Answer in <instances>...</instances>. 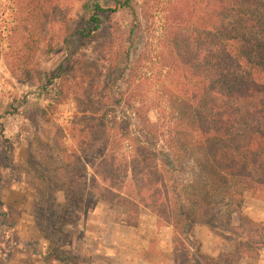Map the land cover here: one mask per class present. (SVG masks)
Masks as SVG:
<instances>
[{
  "label": "rangeland",
  "instance_id": "obj_1",
  "mask_svg": "<svg viewBox=\"0 0 264 264\" xmlns=\"http://www.w3.org/2000/svg\"><path fill=\"white\" fill-rule=\"evenodd\" d=\"M124 1L0 0V264H127L129 222L140 219L147 229L155 222L145 208L138 217L129 215V182L124 186L117 175L125 170L110 171V164L95 176L97 203L75 212L84 206L76 202L82 194L93 199L81 189L80 160L96 163L109 155L114 147L103 137L115 133L108 129L111 121H122L125 129L129 120V29L134 26L139 53H153L169 13L189 20L180 28L184 34L200 23L186 0ZM95 4L109 9L96 12L98 29L91 23ZM115 61L123 70L113 82ZM156 115L148 113L151 121ZM120 153L129 154L127 144ZM87 172L91 179L93 171ZM66 194L72 212L64 210ZM232 217L238 226L239 215ZM165 227L150 238L149 250L157 253L165 243ZM88 230L114 255L91 259ZM171 247L175 264H183L181 252ZM158 256L166 264L168 256Z\"/></svg>",
  "mask_w": 264,
  "mask_h": 264
},
{
  "label": "trees",
  "instance_id": "obj_2",
  "mask_svg": "<svg viewBox=\"0 0 264 264\" xmlns=\"http://www.w3.org/2000/svg\"><path fill=\"white\" fill-rule=\"evenodd\" d=\"M186 1L200 23L184 34L180 28L189 20L182 12L169 13L153 53H139L134 26L129 29V120L125 129L122 121H111L108 129L116 131L103 137L114 147L109 155L96 163L80 160L81 189L93 199L82 194L76 202L84 206L75 212L99 200L92 186L100 168L121 167L118 180L129 182V215L138 217L145 208L157 227L169 226L183 264H238L243 257L257 259L264 249V223L241 214L247 194L264 201V0ZM94 8L91 23L98 29L96 12L109 9ZM129 10L135 14L130 4ZM119 70L113 62V82ZM151 110L155 121L148 117ZM125 144L128 155L120 153ZM69 204L66 194L65 212L74 210ZM234 213L238 226L231 222ZM197 225L234 237L235 250L214 258L203 254Z\"/></svg>",
  "mask_w": 264,
  "mask_h": 264
},
{
  "label": "crops",
  "instance_id": "obj_3",
  "mask_svg": "<svg viewBox=\"0 0 264 264\" xmlns=\"http://www.w3.org/2000/svg\"><path fill=\"white\" fill-rule=\"evenodd\" d=\"M241 214L247 216L250 220L254 222L264 223V201L260 199L253 198L247 195L244 199ZM239 215V214H238ZM234 219V217H232ZM150 228V227H149ZM148 228V229H149ZM162 227H157L156 219L152 227L148 230L143 227L140 223L135 225H129V260L127 264H164L161 261L159 254H166L168 256L166 264H175L172 258V231L170 227H165V234L167 239H165L164 244H159L156 248L157 253L149 250V241L151 237L159 235ZM164 231V230H163ZM195 235L199 240L201 246V252L209 257H217L221 253L233 252L236 248V239L232 236L223 234L221 232L210 229L207 226H196L194 229ZM99 235L96 232L87 231V244L86 249L89 252L91 259L93 260L98 256H112L113 253L99 246L97 243ZM229 239V240H228ZM209 250L205 247V244H210ZM92 260V261H93ZM94 264L96 261H93ZM117 264V263H116ZM238 264H264V249L257 259L243 257Z\"/></svg>",
  "mask_w": 264,
  "mask_h": 264
}]
</instances>
